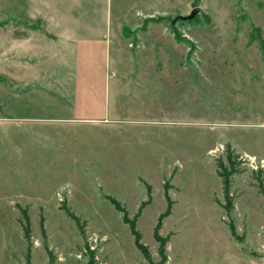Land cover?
Instances as JSON below:
<instances>
[{
	"label": "rangeland",
	"instance_id": "374dc122",
	"mask_svg": "<svg viewBox=\"0 0 264 264\" xmlns=\"http://www.w3.org/2000/svg\"><path fill=\"white\" fill-rule=\"evenodd\" d=\"M0 264H264V0H0Z\"/></svg>",
	"mask_w": 264,
	"mask_h": 264
},
{
	"label": "crops",
	"instance_id": "0c3cea01",
	"mask_svg": "<svg viewBox=\"0 0 264 264\" xmlns=\"http://www.w3.org/2000/svg\"><path fill=\"white\" fill-rule=\"evenodd\" d=\"M66 30H67V34H68V36H67V39H65V40H63L60 44H63V45H65L66 47H68L69 49H71L73 52H74V48L76 47V42L77 41H79L80 40V38H75V36H73L75 33H76V29L74 28V27H67L66 28ZM61 31H63V30H61ZM63 32H65V31H63ZM72 34V36H70L69 34ZM34 38H32L31 40H19V42H20V44H22V46H23V43H24V41H25V44L27 45V47L29 48V49H31L33 52L32 53H34V55H31V56H33V59L35 60V63H37L38 61H41L42 60V56H41V54H39L38 53V47H39V44L41 43L42 44V42H43V39H39L37 36H33ZM83 41H85L86 39L85 38H81ZM51 42H53V41H51ZM59 43H57V45H58ZM36 51V52H35ZM8 52V53H7ZM22 52V51H21ZM7 54H10L11 56H13L12 54H11V52H9V51H7V50H5V57L7 58ZM26 54H29V52H28V49H27V52H26ZM21 55V54H20ZM17 58H19V57H17ZM22 58V57H21ZM26 58V57H25ZM28 59H30L31 60V58L30 57H28ZM9 62H6L5 61V66H12V59H9L8 60ZM19 65H22V66H25L26 64H24V63H19ZM30 65V64H29ZM27 68V67H26ZM35 80H37V79H35Z\"/></svg>",
	"mask_w": 264,
	"mask_h": 264
},
{
	"label": "trees",
	"instance_id": "16d2710c",
	"mask_svg": "<svg viewBox=\"0 0 264 264\" xmlns=\"http://www.w3.org/2000/svg\"><path fill=\"white\" fill-rule=\"evenodd\" d=\"M111 202L114 204V206H115L117 209H119L121 212H123V221H124L125 223H128V224H129L132 233L136 236V239H137V235H136V233H135V231H134V223L131 222V221H129V220L127 219V216H126V214L124 213L123 209L121 208V206H120L115 200L111 199ZM155 238L159 241V243L161 244V246L164 244V242H165L164 239H162V238L159 237L158 235H155ZM135 243H136V245L138 246V248H141V245L138 243V239L135 241ZM160 249H161V248H160ZM161 251H162V249H161Z\"/></svg>",
	"mask_w": 264,
	"mask_h": 264
},
{
	"label": "water",
	"instance_id": "95a60500",
	"mask_svg": "<svg viewBox=\"0 0 264 264\" xmlns=\"http://www.w3.org/2000/svg\"><path fill=\"white\" fill-rule=\"evenodd\" d=\"M201 11L200 7H193L189 13L185 16H176L171 24L174 25L178 20H182V21H189L191 20L197 13H199Z\"/></svg>",
	"mask_w": 264,
	"mask_h": 264
}]
</instances>
